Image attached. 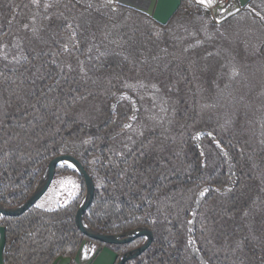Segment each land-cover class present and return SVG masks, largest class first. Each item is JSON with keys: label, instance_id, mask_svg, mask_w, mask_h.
<instances>
[{"label": "trees", "instance_id": "obj_1", "mask_svg": "<svg viewBox=\"0 0 264 264\" xmlns=\"http://www.w3.org/2000/svg\"><path fill=\"white\" fill-rule=\"evenodd\" d=\"M59 155L92 178L90 228L151 230L125 264H264V0L220 23L181 0L165 25L109 0H0V204ZM84 196L64 163L0 214L5 264L73 256Z\"/></svg>", "mask_w": 264, "mask_h": 264}, {"label": "water", "instance_id": "obj_2", "mask_svg": "<svg viewBox=\"0 0 264 264\" xmlns=\"http://www.w3.org/2000/svg\"><path fill=\"white\" fill-rule=\"evenodd\" d=\"M250 0H225L223 4L213 5L209 10L213 20L220 23L229 16L240 11ZM118 5L141 12L157 23L165 25L181 5V0H114ZM71 165L83 178L85 196L75 213V223L85 236L73 256H58L51 264H125L126 261L141 254L152 242L153 235L147 227H137L119 234H106L95 231L84 221L83 216L90 205L94 184L81 162L72 155H59L53 158L45 167L34 191L21 204L15 207H4L0 204V214L18 216L33 206L49 188L57 167L62 164ZM144 237L138 247L118 255L110 244H124L135 238ZM99 243L104 244L101 246ZM6 245V230L0 225V264L4 262Z\"/></svg>", "mask_w": 264, "mask_h": 264}, {"label": "rangeland", "instance_id": "obj_3", "mask_svg": "<svg viewBox=\"0 0 264 264\" xmlns=\"http://www.w3.org/2000/svg\"><path fill=\"white\" fill-rule=\"evenodd\" d=\"M109 2L113 3L114 0H109ZM194 2H196V1H194ZM200 2H201V0H200ZM224 2H225V0H203V2H201V4L198 2H196V3L203 6V7L210 9L213 5L223 4ZM202 4H204V5H202Z\"/></svg>", "mask_w": 264, "mask_h": 264}, {"label": "crops", "instance_id": "obj_4", "mask_svg": "<svg viewBox=\"0 0 264 264\" xmlns=\"http://www.w3.org/2000/svg\"><path fill=\"white\" fill-rule=\"evenodd\" d=\"M193 1H196V2H198V3H200V4H201L200 0H193ZM202 5H204V4H202Z\"/></svg>", "mask_w": 264, "mask_h": 264}, {"label": "flooded vegetation", "instance_id": "obj_5", "mask_svg": "<svg viewBox=\"0 0 264 264\" xmlns=\"http://www.w3.org/2000/svg\"><path fill=\"white\" fill-rule=\"evenodd\" d=\"M98 244H100L101 246H104V244H102V243H99V242H98Z\"/></svg>", "mask_w": 264, "mask_h": 264}, {"label": "snow or ice", "instance_id": "obj_6", "mask_svg": "<svg viewBox=\"0 0 264 264\" xmlns=\"http://www.w3.org/2000/svg\"><path fill=\"white\" fill-rule=\"evenodd\" d=\"M201 2H203V0H201Z\"/></svg>", "mask_w": 264, "mask_h": 264}]
</instances>
